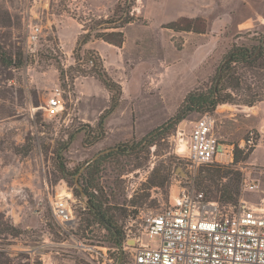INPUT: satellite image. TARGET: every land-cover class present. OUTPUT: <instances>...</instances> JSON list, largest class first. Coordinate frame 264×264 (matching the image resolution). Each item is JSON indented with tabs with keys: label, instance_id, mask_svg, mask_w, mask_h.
Segmentation results:
<instances>
[{
	"label": "rangeland",
	"instance_id": "1",
	"mask_svg": "<svg viewBox=\"0 0 264 264\" xmlns=\"http://www.w3.org/2000/svg\"><path fill=\"white\" fill-rule=\"evenodd\" d=\"M123 1L0 0V45L13 63L22 58L20 65L0 61V264H92L85 245L108 247L115 259L137 239L156 246L157 237L147 239L143 232L141 216L164 208L182 190L204 196L213 192L217 196L211 201L225 209L237 207L241 199L258 202L264 197V67L237 69L242 86L250 90L242 89L235 97L258 93L260 101L250 106L222 103L211 112H193L162 139L151 144L141 140L174 115L189 90L210 84L232 43H258L264 34V0H134V19L122 28L121 46L95 36L82 46L81 52L90 49L101 56L108 74L122 87L119 106L105 120L104 137L83 145L84 132L78 129L95 126L109 94L94 76L68 67L74 65L80 36L95 33L92 26L112 16ZM182 16L204 18L206 31L163 26ZM28 25L40 29L31 48ZM57 64L63 66L64 78L59 79ZM55 87L62 92V105L52 116L45 115ZM203 114L214 120L215 135L234 146L237 161L219 155L215 163L240 173L236 200H219L209 167L188 169L176 150L178 127L188 131L189 120ZM71 133L63 155L75 172L64 178L56 170L55 151ZM249 137L254 145L246 151L241 144ZM119 146L122 152L104 161L93 175L120 231L121 244L115 246L111 233L89 209L83 187L86 166ZM244 177L254 180L258 189L246 190ZM62 190L69 193L71 226L60 225L52 216V202Z\"/></svg>",
	"mask_w": 264,
	"mask_h": 264
},
{
	"label": "built area",
	"instance_id": "2",
	"mask_svg": "<svg viewBox=\"0 0 264 264\" xmlns=\"http://www.w3.org/2000/svg\"><path fill=\"white\" fill-rule=\"evenodd\" d=\"M28 28L31 48L40 29ZM61 105L62 92L55 87L45 115L52 116ZM189 122L188 131L183 125L174 136L178 155L188 169L218 162L219 155L232 161L234 146L215 135L210 115ZM252 139L242 140L241 148L247 151L254 145ZM243 187L256 191L258 184L244 177ZM68 198L59 195L52 202V216L62 226L74 224ZM141 219L147 239L157 237L156 246L137 239L125 255L121 252L115 259L108 247L85 245L83 249L92 253V264H264V197L258 202L241 199L237 207L225 209L217 201L206 200L202 192L182 190L164 208L148 211Z\"/></svg>",
	"mask_w": 264,
	"mask_h": 264
},
{
	"label": "trees",
	"instance_id": "3",
	"mask_svg": "<svg viewBox=\"0 0 264 264\" xmlns=\"http://www.w3.org/2000/svg\"><path fill=\"white\" fill-rule=\"evenodd\" d=\"M134 0H124L121 4L117 5L112 16L98 20L92 29L96 30L95 33L91 31L81 35L77 40L76 46L73 50L74 65L68 67L69 70L80 72L79 75H91L97 78L106 88L109 94L108 106L99 114L94 127L85 124L83 128L78 129L84 132L83 145L90 146L96 141L102 139L105 135V120L109 117L119 106L122 95V87L118 81L113 79L104 67L101 56L94 50H82V46L95 36L103 39L104 41L115 46H121L124 40V33L122 28L125 24L130 23L134 17L131 14ZM198 23V25L196 24ZM176 31H194L197 33H204L207 28V22L201 17H179L176 20L170 21L163 25ZM108 29V30H106ZM106 30V31H105ZM257 44L246 46L237 45L232 43L229 49L224 54L222 62L216 68L213 76L210 79V84L206 87H195L189 90L183 97L181 103L177 107L173 116L166 122L157 126L146 134L141 140L151 144L155 140L162 139L163 136L170 133V130L180 122L187 114L197 112H211L218 104L222 103H241L245 105H253L255 102L260 101L261 98L258 93L253 95L249 94L246 98H236L235 94H242V89L250 90L249 86L243 87L242 77L237 74L239 67H246L248 69L263 68L264 67V34L258 37ZM0 61L6 65H20L22 58L19 56L16 60L12 61L11 57L5 55V50L0 45ZM59 72V79L65 77V71L61 64H57ZM235 92V93H234ZM74 134H69L68 138L59 144L55 151L54 163L58 173L64 177L69 178L75 172V169H70L67 166L63 152L71 143ZM122 152V148H111L109 151L104 152L93 159L85 170V184L84 191L87 194L89 204L88 207L92 211L96 220L107 229L112 237L115 246L121 244L120 231L115 225L113 215L109 212L105 199H103L97 191L96 184L94 183L93 175L96 173L102 163L112 156H116ZM237 161V157H234ZM209 167V177L216 180V191L220 192L219 200L232 201L236 200L239 191L238 185L241 181L240 173L237 171L223 170L224 164L210 163L206 164ZM210 166H213L211 168ZM232 174V175H230ZM228 178L227 181H221L222 178ZM156 184V183H155ZM89 189H91L89 191ZM205 196L206 200H214L217 194Z\"/></svg>",
	"mask_w": 264,
	"mask_h": 264
},
{
	"label": "bare ground",
	"instance_id": "4",
	"mask_svg": "<svg viewBox=\"0 0 264 264\" xmlns=\"http://www.w3.org/2000/svg\"><path fill=\"white\" fill-rule=\"evenodd\" d=\"M60 196H67L69 193L66 190H62V192L59 194Z\"/></svg>",
	"mask_w": 264,
	"mask_h": 264
},
{
	"label": "crops",
	"instance_id": "5",
	"mask_svg": "<svg viewBox=\"0 0 264 264\" xmlns=\"http://www.w3.org/2000/svg\"><path fill=\"white\" fill-rule=\"evenodd\" d=\"M106 106H107V104L105 106H103L102 108H100L98 113L101 112ZM177 144H178V141H177ZM3 170H5V169H3Z\"/></svg>",
	"mask_w": 264,
	"mask_h": 264
},
{
	"label": "water",
	"instance_id": "6",
	"mask_svg": "<svg viewBox=\"0 0 264 264\" xmlns=\"http://www.w3.org/2000/svg\"><path fill=\"white\" fill-rule=\"evenodd\" d=\"M82 196L85 197L86 195L84 193H82Z\"/></svg>",
	"mask_w": 264,
	"mask_h": 264
}]
</instances>
